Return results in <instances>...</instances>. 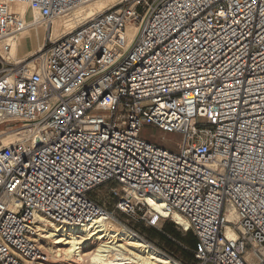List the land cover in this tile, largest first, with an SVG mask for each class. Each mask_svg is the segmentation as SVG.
Instances as JSON below:
<instances>
[{
  "label": "built area",
  "instance_id": "built-area-1",
  "mask_svg": "<svg viewBox=\"0 0 264 264\" xmlns=\"http://www.w3.org/2000/svg\"><path fill=\"white\" fill-rule=\"evenodd\" d=\"M96 1L0 0V125L17 136L0 145V264H52L45 229L98 218L153 248L127 223L170 220L196 264H264V0H118L52 40ZM12 5L48 27L31 61L9 59L32 25ZM107 184L111 212L91 198Z\"/></svg>",
  "mask_w": 264,
  "mask_h": 264
},
{
  "label": "bare ground",
  "instance_id": "bare-ground-1",
  "mask_svg": "<svg viewBox=\"0 0 264 264\" xmlns=\"http://www.w3.org/2000/svg\"><path fill=\"white\" fill-rule=\"evenodd\" d=\"M117 2L118 0H99L56 19L51 28L52 40L64 37L84 21L113 7ZM10 9L32 25L17 35L15 43L4 42L11 47L9 59H31L41 52L40 47L48 27L39 20L36 11L25 5H12ZM35 42L38 44L34 51ZM23 54H27V57H23ZM4 127L6 129L7 125ZM0 136L1 146H7L17 138L14 131L0 132ZM150 204L164 215L161 205L153 201ZM227 218L230 219L231 216L228 215ZM172 220L183 230L189 229L188 222L180 215L173 214ZM108 226L110 227L109 222L98 218L78 230H60L57 227L45 229L44 250L50 254L52 264H176L137 236L123 229H108Z\"/></svg>",
  "mask_w": 264,
  "mask_h": 264
},
{
  "label": "rangeland",
  "instance_id": "rangeland-1",
  "mask_svg": "<svg viewBox=\"0 0 264 264\" xmlns=\"http://www.w3.org/2000/svg\"><path fill=\"white\" fill-rule=\"evenodd\" d=\"M45 37V36H44ZM37 44L35 42L33 50H36ZM27 54H23V57H27ZM34 59V58H33ZM30 59L29 61L33 60ZM4 125H0V132H4ZM6 131V130H5ZM140 136L152 142L160 147L169 148L175 150L180 142V137L177 135H166L162 134L150 127H143L140 132ZM0 136V143H1ZM1 145V144H0ZM113 185H104L99 187L91 194V198L102 205L109 212L114 210V202L117 197L113 194ZM115 192V190H114ZM110 227L113 230H119L114 226V223L110 222ZM129 227H133L141 237L145 238L150 244H152L156 249L162 250L166 255L171 256L179 264H196L193 261V256L191 250L195 244V238L191 232L184 233L182 230L177 229L176 226L170 220L159 221L158 225L161 226V232H157L151 227H147L143 224H133L131 222L127 223ZM172 240H179L182 247H177V253Z\"/></svg>",
  "mask_w": 264,
  "mask_h": 264
},
{
  "label": "trees",
  "instance_id": "trees-1",
  "mask_svg": "<svg viewBox=\"0 0 264 264\" xmlns=\"http://www.w3.org/2000/svg\"><path fill=\"white\" fill-rule=\"evenodd\" d=\"M177 250H178V249H176V253H177Z\"/></svg>",
  "mask_w": 264,
  "mask_h": 264
}]
</instances>
